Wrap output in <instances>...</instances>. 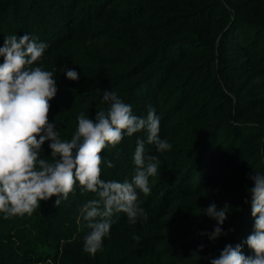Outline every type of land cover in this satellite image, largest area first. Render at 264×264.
Instances as JSON below:
<instances>
[{
    "label": "trees",
    "instance_id": "1",
    "mask_svg": "<svg viewBox=\"0 0 264 264\" xmlns=\"http://www.w3.org/2000/svg\"><path fill=\"white\" fill-rule=\"evenodd\" d=\"M166 1L0 0V47L7 36L25 34L48 45L35 66L54 73L58 91L50 101L51 110L66 112L72 118L74 128L78 125L77 115L83 112L88 117H95L97 111L94 109L103 107V92L112 90L132 106L134 114L146 116L151 105L160 117L161 139L166 138L171 145L167 152L158 153L155 145L147 144V133L141 131L132 137L125 136L115 148L108 147L102 153L105 162L101 165V178L105 181L131 180L137 139H145L147 154L160 158L158 174L149 178L150 195H140L147 216L139 223L141 235L137 241L120 235L121 225L114 215L111 218V251L115 250L124 258L110 264H139L135 248L142 241H151L156 249H160L158 253L168 258V264L179 261L210 264V259L218 257L226 244H242L254 230L248 190L254 186L250 176L256 172L264 174V120L244 119L252 112L264 111V22L243 16L240 10L245 5L264 0H201L192 11L156 17L167 26L179 23L201 26L209 37L217 38L210 49L216 50V56L225 59V63L221 71H216L221 82L216 80L214 85L219 82L217 87L222 90L223 85L230 93L233 88L227 86L226 79L235 84L232 96L220 91L226 99L220 107L215 102L217 94H209L205 89L214 69L212 62L196 61L195 57L202 51L189 36L163 40L149 50L138 33L140 51L128 50L129 57L122 58L123 70L102 78L80 75V64L93 69L98 64L93 60V52L89 54V51L90 44L104 34L102 23L138 25L141 19H152L155 4ZM82 42L87 46H82ZM57 43L74 46L71 54L60 59L55 50ZM96 44L100 45V42ZM74 67L78 69L80 79L68 92L75 101L68 100L65 97L67 90L59 87L66 71ZM215 76L216 73L211 81ZM93 102L100 105L93 107ZM223 105L228 108L226 118L230 124L224 128L220 124H208L213 117L212 111L223 109ZM105 107L107 109L108 105ZM49 122L56 124L59 132L53 117H49ZM194 125H199L203 131L194 142H187L189 140L183 135ZM208 127L212 129L206 130ZM61 133L64 132H59L62 139ZM49 143L46 141L42 146V156L50 159ZM108 161L115 166L108 168ZM81 200L82 193L77 184L75 193L69 194L61 206L65 210L81 209L77 207ZM212 203L218 208L225 204L230 206L221 226L223 234L215 241L209 239V234L217 223L203 212ZM61 212L64 214V210ZM69 217L61 214L65 222H73ZM148 218L150 222L146 227L143 221ZM79 219H83L82 216ZM54 238L59 262L108 264L74 258L67 247L69 242L61 240V236L54 235ZM201 245L204 246L202 250ZM242 251L245 255L253 254L246 244H242ZM194 253H198L199 258L193 256Z\"/></svg>",
    "mask_w": 264,
    "mask_h": 264
},
{
    "label": "clouds",
    "instance_id": "2",
    "mask_svg": "<svg viewBox=\"0 0 264 264\" xmlns=\"http://www.w3.org/2000/svg\"><path fill=\"white\" fill-rule=\"evenodd\" d=\"M47 47L30 34L9 35L0 47V214L4 219L31 216L41 201L52 197H56L54 206L58 208L69 194L75 193L78 184L81 193L96 197L80 210L90 229L84 237L83 251L95 256L110 234L114 214H126L132 224L138 217L146 219L140 195H150L149 178L155 177L160 167L159 156L147 154L145 139H137L131 180L105 181L101 178L103 151L141 131L147 133V144L155 145L158 153L167 152L171 145L166 138L161 139L160 117L155 108L149 105L147 115L138 116L113 90L102 94L106 110L97 111L94 120L79 113L70 140H62L56 124L49 122L50 101L58 91L54 73L35 66ZM65 74L72 81L80 78L74 69ZM46 141H50V159L42 156ZM114 166L107 162L108 168ZM250 179L254 185L248 190L254 230L242 244L253 254L245 255L242 244L229 243L218 257L210 259V264H264V174L256 172ZM229 210L228 204L218 208L215 203L203 210L217 223L209 234L210 240L223 234L221 226ZM193 256L199 258L198 253Z\"/></svg>",
    "mask_w": 264,
    "mask_h": 264
},
{
    "label": "rangeland",
    "instance_id": "3",
    "mask_svg": "<svg viewBox=\"0 0 264 264\" xmlns=\"http://www.w3.org/2000/svg\"><path fill=\"white\" fill-rule=\"evenodd\" d=\"M197 2H201V0H167L166 3H157L153 6L152 19H141L139 20L138 25L131 23L129 25L118 26L110 25L105 22L102 23L104 34L99 37L98 41L95 40L94 44H90L89 51V54L93 52V55L95 56V59L93 60L98 64L94 69L91 66L80 64V68L82 69L81 73H83H80V75L102 78L123 70L124 67L121 65L122 58L129 57L128 50L133 49L135 51H140V46L137 44L138 33L141 35L144 47H147L149 50L158 46L163 40L189 36L202 51L195 57L197 59L196 61L200 60L199 62L202 63L211 60L212 62L214 69L210 73L208 81L205 83V89L209 94H214L215 96L217 94V99L215 101L217 107L222 106L226 99H224L225 96L224 94H221L220 91L223 90V93L225 94L227 92L229 93V91H227L223 85L221 87L222 90L217 87L218 83L221 82V80L217 78V72L222 70L225 63V59L216 56V50L212 51V49H210L217 38L212 36L209 37L206 29L201 26L181 23L167 26L156 19L158 16L165 18L167 16L180 15L179 13L182 12L192 11L196 7L195 4H197ZM240 14L247 17H254L264 22V1H257L245 5L240 10ZM225 28L226 25L223 26V30ZM96 42H100V45H97ZM86 44V42L81 43L82 46H87ZM72 47L74 46L57 43L55 50H57L59 54L58 57L61 59L65 55L67 56L71 54ZM2 62L3 57H0V63ZM74 70L76 72L78 71L76 67H74ZM215 73L216 76L213 81H211L212 76H214ZM225 78H227V76ZM216 80L219 82L214 85ZM226 82L228 83V87L233 88L232 92L229 93L232 96L235 94L233 91L235 84L228 79H226ZM76 84L77 82L75 83V81L67 79L66 76H63L59 82V87L63 90H67V92L65 91V97L68 100H76L72 99L74 97L68 92V90L73 89ZM98 105L100 104L93 102V107ZM105 105L106 104L103 103V107L98 108L106 110ZM100 109L95 108L94 111H99ZM227 110L228 108L226 105H223V109L219 111L216 109L213 110V117L211 121L209 120L208 124H211V126L220 124L222 127L229 125L230 120L226 118ZM49 117H53L57 121L59 132H64L61 133V136H63L62 140H70L76 130L72 118L66 112H61L58 109H52L49 113ZM245 117L246 119L244 120L246 121H252L255 119L264 120V111L252 112ZM89 118L93 120L95 119L94 116ZM211 129L212 127H208L206 130ZM202 131L203 130L199 125H194L185 132L183 137L184 139L187 138L189 140L187 142H194L195 139H197L198 134ZM93 198H96L95 194L87 192L82 193V200L77 207L82 208L87 201ZM55 200L56 198H51L47 201H41L40 208H37L31 216L24 215L4 219L3 214H0V264H69L68 260L58 261L55 254V243L52 241L55 240L54 235L61 236V240L65 239L69 242L67 247L68 249L70 248L72 257L77 259L96 260L98 262L110 264L112 262H119L124 258L121 254H117L115 250L111 251V243L109 240L110 234L104 238L102 250L98 251L95 256L84 252V237L88 234L90 229H88L86 221L79 219L82 216L81 209L76 208L65 210L61 204L57 208L54 206ZM140 207L145 210L143 205L140 204ZM61 209L64 210V214L61 212ZM61 214L64 216H70L69 218H72L73 222H65L61 219ZM114 216L116 218L115 220L118 221V224L121 225V228L119 229L120 235L137 241L139 235H141L139 231V223L143 218L138 217L137 222L132 224L128 222L126 214L122 212L116 213ZM111 218L114 217L112 216ZM149 222L150 218L143 221V225L147 227ZM55 231L58 233L54 234ZM135 249L139 264H168V258L160 255L158 253L160 249H156L151 241H148V243L142 241V243ZM178 264L188 263H186V261H179ZM192 264H197V262L194 261Z\"/></svg>",
    "mask_w": 264,
    "mask_h": 264
}]
</instances>
